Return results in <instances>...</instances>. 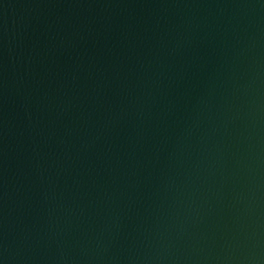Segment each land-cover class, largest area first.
<instances>
[{
	"label": "water",
	"instance_id": "obj_1",
	"mask_svg": "<svg viewBox=\"0 0 264 264\" xmlns=\"http://www.w3.org/2000/svg\"><path fill=\"white\" fill-rule=\"evenodd\" d=\"M0 264H264V0H0Z\"/></svg>",
	"mask_w": 264,
	"mask_h": 264
}]
</instances>
